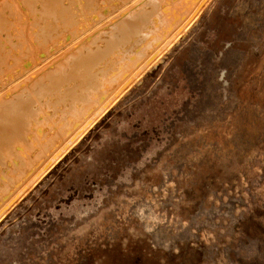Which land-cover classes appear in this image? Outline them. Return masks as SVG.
Wrapping results in <instances>:
<instances>
[{"label":"rangeland","instance_id":"rangeland-1","mask_svg":"<svg viewBox=\"0 0 264 264\" xmlns=\"http://www.w3.org/2000/svg\"><path fill=\"white\" fill-rule=\"evenodd\" d=\"M44 1L0 0V99L64 85L95 54L60 104L86 96L92 114L69 137L20 117L24 143L0 162V264H264V0H145L112 23L122 0Z\"/></svg>","mask_w":264,"mask_h":264},{"label":"bare ground","instance_id":"bare-ground-1","mask_svg":"<svg viewBox=\"0 0 264 264\" xmlns=\"http://www.w3.org/2000/svg\"><path fill=\"white\" fill-rule=\"evenodd\" d=\"M31 1V0H30ZM100 1V0H99ZM109 1H111V0H108V2ZM114 1V0H113ZM117 1V0H116ZM126 1V2H125ZM143 1H145V0H122V3L121 2H119V4L121 3L122 5H119V8H118V6H117V9L118 10H115V8L113 7V12H112V9L110 10L111 11V13L112 14H110L109 15V17H107L106 19L107 20H111L112 18V20L110 21V23H112L114 20H116V19H119L120 18V15H119V13H122L123 12V10L124 11H126V10H129V9H131V8H133L134 6H136V5H138V4H140V3H142ZM33 2H35V1H33ZM46 2V3H45ZM57 2H58V0H45L44 1V3L45 4H43L44 6L46 5L47 7L48 6H54V7H56V6H59V4L60 3H58L57 4ZM70 2V1H69ZM96 2V1H95ZM105 5H106V3H107V1H102ZM123 2H125V3H123ZM71 3H73V1L71 2ZM103 3H102V5H103ZM29 4V3H28ZM57 4V5H56ZM96 5H97V3H95ZM98 4H99V2H98ZM115 4V3H114ZM56 5V6H55ZM61 5V4H60ZM74 5V4H73ZM96 5L94 6V8L96 7ZM101 5V4H100ZM99 5V6H100ZM101 5V6H102ZM101 6H100V8H101ZM112 6V5H111ZM115 6V5H114ZM46 7V8H47ZM59 7H61V6H59ZM110 8V6H107V8ZM97 8V7H96ZM99 8V7H98ZM104 8V7H103ZM102 8V9H103ZM30 9H32L31 7H30ZM29 9V10H30ZM33 9H34V7H33ZM44 9H45V7H44ZM44 9H41V11L43 10V11H45V13L46 12H50V11H53V10H49L48 9V11H46V10H44ZM53 9V8H52ZM94 10H96V11H98V9H94ZM100 10V9H99ZM105 10V9H104ZM115 10V11H114ZM40 11V12H41ZM106 11V10H105ZM109 11V12H110ZM118 11V12H117ZM30 12V11H29ZM33 12V11H32ZM34 12H36V11H34ZM34 12L32 13V14H34ZM39 12V11H38ZM40 12H39V14H40ZM92 12V11H91ZM93 12H95V11H93ZM103 12V11H102ZM37 13V12H36ZM42 14H43V12H41ZM53 13H54V11H53ZM60 13H63V12H60ZM97 13V12H96ZM93 14V15H91L92 13H90V15H91V17H93V18H98L99 16L100 17H102L103 16V14H100L101 12L99 11L97 14ZM104 13V12H103ZM38 14V13H37ZM42 14H40V15H42ZM52 14V13H51ZM50 14V15H51ZM58 14V13H57ZM65 14V13H64ZM108 14L109 13H107V15L106 16H108ZM124 14V12L122 13V15ZM39 15V16H40ZM89 15V14H88ZM89 15V16H90ZM117 15H119V16H117ZM49 16V14H47V16L46 17H48ZM145 15H142L140 18H139V20H141L142 19V17H144ZM24 17V16H23ZM33 17V16H32ZM45 17V18H46ZM52 17L54 18V14H52ZM99 17V19L101 20V18ZM104 17V16H103ZM102 17V18H103ZM2 18V17H1ZM38 18V17H37ZM40 18V17H39ZM49 18V17H48ZM56 18V17H55ZM88 19H89V17H87ZM3 19V18H2ZM42 19H43V17H42ZM50 19H52V18H50ZM104 19V18H103ZM85 20V22L87 21L86 20V18L84 19ZM83 20V21H84ZM90 20V26H91V19H89ZM93 20V19H92ZM100 20H99V22H100ZM2 21V20H1ZM0 21V23L2 24V22ZM38 21V20H37ZM52 22V21H51ZM54 22H55V20H54ZM78 21H76L75 23H77ZM98 22V23H99ZM105 22H107V21H105ZM89 23V22H88ZM94 23V22H93ZM93 23H92V26L94 27V25H93ZM31 24H34L33 22L31 23ZM39 24V23H38ZM66 24V23H65ZM96 24V26H97V22L95 23ZM106 24H109L108 22L106 23ZM106 24H104V25H102V26H105ZM56 25L57 24H55V27H56ZM78 25L79 24H77L76 26H74V28L71 26V29H75V28H77L78 27ZM122 25V27H123V29L125 30V31H130V30H132L133 29V25L130 23V22H127V23H125L124 25H123V23L121 24ZM36 26V25H35ZM65 26V25H64ZM63 26V27H64ZM90 26H89V28H90ZM101 25H100V27H102ZM32 27H33V25H32ZM51 27V26H50ZM68 27V26H67ZM88 27V26H87ZM99 27V26H98ZM70 28V27H69ZM80 28V27H79ZM88 28V29H89ZM97 28V27H96ZM58 29V28H57ZM60 29V28H59ZM64 29L65 30H67L65 27H64ZM78 29V28H77ZM87 29V28H86ZM85 29V30H86ZM94 29V28H93ZM97 29H99V28H97ZM42 30V29H41ZM65 30H62V31H65ZM69 30V29H68ZM79 30V29H78ZM76 30V32H74V30H71V31H73L72 33L73 34H77L78 32H80L81 31V33L83 32L82 30ZM84 30V31H85ZM36 29H35V33H36ZM58 31V30H57ZM60 31V30H59ZM94 32H95V30H93ZM86 32H88V31H86ZM92 31H90L89 32V34L91 33ZM93 32V33H94ZM39 33H41V32H39ZM58 32H56V34H57ZM60 34H61V32H59ZM80 33V34H81ZM92 33V34H93ZM96 33V32H95ZM63 35H64V33H62ZM72 34V35H73ZM80 34H77V36L78 35H80ZM92 34H91V36H92ZM58 36H60L59 34H57ZM55 36L54 38H56L57 39V37L58 36ZM62 35V36H63ZM35 36H37V35H35ZM41 36V35H40ZM74 36H76V35H74ZM74 36L73 37H71V38H74ZM81 36V35H80ZM83 36V35H82ZM82 36H81V38H79L80 39V41H84V39L82 40ZM88 36V35H87ZM86 36V37H87ZM45 37V36H44ZM47 37V36H46ZM53 38V39H54ZM62 38V37H61ZM67 38V37H66ZM78 38V37H77ZM76 38V39H77ZM83 38H84V36H83ZM38 39V38H37ZM46 39H48V37L47 38H45L44 40H43V42L45 43L46 42ZM52 39V40H53ZM79 39H77V41L79 40ZM62 40H63V38H62ZM36 41V40H35ZM48 41H49V39H48ZM47 41V42H48ZM53 41H56L55 39L53 40ZM69 41H71V39L69 40ZM73 41V40H72ZM75 41V40H74ZM73 41V42H74ZM80 41H78L79 43H80ZM51 43H52V41H50ZM69 43V42H68ZM71 43V42H70ZM77 43V42H76ZM81 43H83V42H81ZM50 44V43H49ZM52 44H54V43H52ZM56 44V43H55ZM65 44V43H64ZM64 44H60V45H58L60 48H63L62 47V45H64ZM73 44V43H72ZM75 44V43H74ZM38 45V44H37ZM40 45V44H39ZM39 45H38V47H39ZM68 45V44H67ZM76 45H78V43L77 44H75L74 46H76ZM41 46V45H40ZM44 48L42 49L43 51H46V47L48 46V43H47V46L45 47V45H42ZM50 46V45H49ZM56 46V45H55ZM55 46H54V49H52V50H55L56 51V49H55ZM65 46V45H64ZM70 47H71V45H69ZM69 46H67L68 47V50H70V48H69ZM85 46V45H84ZM83 46V47H84ZM51 47H53V46H51ZM83 47H82V49H83ZM46 48V49H45ZM105 48H107V47H105ZM45 49V50H44ZM49 49V48H48ZM51 49V48H50ZM49 49V50H50ZM58 49V48H57ZM72 49V48H71ZM41 49H39V52H41L40 51ZM59 50V49H58ZM57 50V51H58ZM64 50H67V49H64ZM64 50H63V52H64ZM67 50V51H68ZM75 50H78V49H75ZM74 51V50H73ZM47 52V51H46ZM50 52H52L53 53V51H50ZM60 52V51H59ZM59 52H58V54H59ZM62 52V53H63ZM37 53V52H36ZM36 53H34L33 55H35ZM48 53V52H47ZM52 53H48V54H52ZM57 53V52H56ZM65 53H66V51H65ZM102 53H104V52H102ZM47 54V55H48ZM54 54V53H53ZM57 54V55H58ZM61 54V53H60ZM97 54H99V53H96V55ZM44 55H46V54H44ZM56 55V56H57ZM30 56V55H29ZM36 56V55H35ZM35 56H33V57H35ZM94 57H92V56H85V57H81V58H75L74 60H72V62L70 61V66H69V68L68 69H66V71H65V74L63 73V75H66V77H68V79L67 80H65L66 81V84H64V85H60V84H57L59 81H62V78L60 79L59 77H56V78H52L53 80H55V81H53L52 80V82H56V84H55V87L53 86V89H52V87H49V88H43L44 86H43V83H42V85L38 88L37 86H39V84H38V79H41V75H43L42 73L44 72H42L41 73V75H40V78L39 77H36V78H38L37 80H36V78H35V80L37 81V82H34L33 80H32V78L31 77H29V76H27L28 78H25V79H27L28 81H29V78H31V82H34V83H31V86H30V83L28 84V88H29V91H28V94H27V96H26V94H25V96L22 98L21 97V93L20 94H17L16 95V97L14 96L13 97V99H12V97L10 98L11 100H12V102H8V101H6V100H4V99H2V100H4V101H2L1 99H0V108H3L2 109V111H1V113H0V162H2L3 163V161H1V159H5L3 156L5 155H7L8 156V154H7V152L9 153V152H11V148L13 147V145L14 144H16L17 143V145H18V143L19 142H21V138H22V142L24 143V141H23V138L25 137L23 134V132H24V128H25V126L24 125H26V124H24V123H22L21 122V119H20V117H23V120H25L24 118H26V121H27V119L28 118H30L31 117V115L33 116V118L35 119L36 117H39L38 118V120H36V121H34V122H38V123H35V124H38V125H35L34 126V128H36V127H38L39 129H40V127H41V125L43 124V123H46V124H48V126H49V123H53L55 120H58V119H60V120H63V125L65 126V127H63L62 129H61V131H60V133L62 134V135H66V137H69L70 135H73V134H75L74 133V131H76V129H78L79 128V125L78 124H80V123H78L80 120H83L84 119V121H85V119L87 120V118L92 114L91 113V111L89 112V110H88V104H89V102H88V100L86 99V96H81V99H80V101L78 102V103H75V102H72V103H70L71 105H70V107H68L67 109H63V106H62V108H60L61 107V101H62V96L64 95V94H66L67 92H70V91H75L74 90V86L77 84V83H80V81H81V76H83V74L82 73H80V69H82L83 71H84V69H86L85 71H87L88 69H90V66L91 65H93V63L95 64V57H97V56H95V54L93 55ZM31 57V56H30ZM27 58V59H29V60H31V58ZM45 57H47V56H45ZM50 57V56H49ZM53 57H54V55H53ZM52 57V58H53ZM58 57V56H57ZM99 57V56H98ZM44 58V57H43ZM100 58V57H99ZM26 59V60H27ZM33 59L34 58H32V60H31V62H33ZM44 59H47V58H44ZM44 59H42V61L44 60ZM49 59V58H48ZM54 59V58H53ZM28 60V62H30ZM42 61H40V62H42ZM46 61H48V60H46ZM53 60H51V62H52ZM34 62H39V61H37V60H35ZM44 62V61H43ZM54 63V62H53ZM32 64V66L34 65V63H31ZM37 64V66H38V64L39 63H36ZM43 64V63H42ZM45 64V63H44ZM52 64V63H51ZM18 65V64H17ZM16 65V66H17ZM24 65V64H23ZM23 65H22V67H23ZM27 65H30V63L28 64H26V66ZM16 66H14V68H16ZM32 66L31 67H29V68H32ZM36 66V67H37ZM41 66V65H40ZM39 66V67H40ZM44 66H48V65H44ZM44 66L42 65V70L44 69ZM66 66H68V65H66ZM66 66H65V68H66ZM24 67H25V65H24ZM38 67V68H39ZM13 68V69H14ZM28 68V69H29ZM37 68V69H38ZM49 68V67H48ZM52 68V67H51ZM25 69V68H24ZM27 69V70H28ZM36 69V68H35ZM64 69V68H63ZM61 70L62 72H64V70ZM20 70V69H19ZM32 70V69H31ZM39 71H41L40 69H38ZM49 70H51L50 68H49ZM52 70H55L54 69V67H53V69ZM51 70V71H52ZM91 70V69H90ZM89 70V72H86L87 73V76L89 77V79H93L94 77H97V76H95V74H93L91 71ZM16 71V70H15ZM34 71V70H33ZM83 71H81V72H83ZM19 72V71H18ZM22 72V71H21ZM25 72H26V70H25ZM34 72H36V70L34 71ZM34 72H31V73H33V76H34ZM48 72H50V71H48ZM54 73H55V71H53ZM53 72H51V73H53ZM7 73H9V72H7ZM30 73V72H29ZM30 73V74H31ZM38 73V71L35 73V75ZM46 73L47 72H44V75L46 76ZM51 73L50 74H47V75H49L50 77H46V78H50V80H51ZM79 73H80V75H79ZM90 73H92V75L90 74ZM94 73H96V72H94ZM16 74H18L17 72H16ZM26 74V73H25ZM39 74V73H38ZM56 74H58V73H56ZM82 74V75H81ZM44 75H43V79H41L40 81H42V80H44ZM53 75V74H52ZM62 75V76H63ZM79 75V76H78ZM84 75H86L85 74V72H84ZM14 76V75H13ZM16 76H18V75H16ZM55 76V75H54ZM60 76V75H59ZM90 76H92V77H90ZM21 77V76H20ZM9 77L7 76V80H9L8 79ZM17 78V77H16ZM23 78V77H22ZM23 78V79H24ZM63 78H65V76L63 77ZM84 78V77H83ZM6 79V78H5ZM19 79V78H18ZM17 79V80H18ZM24 79V80H25ZM95 79V78H94ZM26 81V80H25ZM28 81H26V84H27V82ZM48 81H49V79H48ZM22 82L24 83V81L22 80ZM21 82V83H22ZM14 83V82H13ZM22 83V84H23ZM41 83V82H40ZM12 84V83H11ZM15 84V83H14ZM13 84V85H14ZM53 85H54V83H52ZM16 85V84H15ZM18 85V84H17ZM20 83H19V87H20ZM50 85H51V81H50ZM49 85V86H50ZM84 88H86V87H88V85H90L89 83H82L81 84ZM86 85V86H85ZM26 86V85H25ZM24 86V87H25ZM30 86V87H29ZM43 86V87H42ZM56 86H58V88L57 89H55L56 88ZM10 87V86H9ZM19 87H18V89H19ZM21 87H22V85H21ZM20 87V88H21ZM26 87V88H27ZM47 87H48V85H47ZM11 88V87H10ZM12 88H14L13 86H12ZM11 88V89H12ZM42 88L43 89H45L46 91H42ZM11 89H9V91L8 92H11V91H13V90H11ZM23 88H21V89H19V90H22ZM7 90V89H6ZM5 90V91H6ZM11 90V91H10ZM18 90V91H19ZM34 90V92H32ZM4 92V91H3ZM14 92H15V90H14ZM33 94H32V93ZM43 93V95L44 94H46V96H47V94H49L50 96L48 97V98H46L45 100H43V102L41 103V102H39V100L37 99L38 97H37V94L38 93ZM19 93V92H18ZM31 93V94H30ZM3 94V93H2ZM7 94V93H6ZM9 94V93H8ZM7 94V95H8ZM4 95H5V92H4ZM12 95V94H11ZM10 95V96H11ZM24 95V94H23ZM1 96V95H0ZM3 96V95H2ZM10 96H8V97H10ZM13 96V95H12ZM41 96V95H40ZM45 96V97H46ZM5 97V96H4ZM3 97V98H4ZM41 97H43V96H41ZM40 97V98H41ZM44 97V98H45ZM1 98V97H0ZM9 99V98H8ZM37 99V100H36ZM35 100H36V103H37V105L36 106H33V104L31 105V106H29L27 109H26V107H23L24 106V104H26L27 102L28 103H30V102H32L33 101V103H35ZM41 100H42V98H41ZM10 101V100H9ZM52 104V105H51ZM48 105V107H49V105L50 106H52L51 108H53V110H54V113H53V111H51L50 113H51V115L49 114V118H47V113L45 114V116L43 115L44 114V111L45 110H42L43 109V107L45 106H47ZM27 106V105H26ZM50 107L48 108V109H51ZM61 110L60 112L58 111V114H57V111L55 112V109H57V110H59V109ZM65 108V107H64ZM66 110H68L67 112H64V111H66ZM43 111V112H42ZM42 113V114H41ZM53 113V114H52ZM66 113V114H65ZM88 114V115H87ZM60 115H63V116H61L60 117ZM85 116V117H84ZM51 117V118H50ZM32 118V117H31ZM32 118V119H33ZM33 119V120H34ZM37 119V118H36ZM40 119V120H39ZM49 120V122H48V120ZM55 119V120H54ZM29 120V119H28ZM25 122V121H24ZM34 122H30V124L32 123H34ZM81 122H83V121H81ZM24 124L23 126H22V124ZM29 125V124H28ZM78 125V126H77ZM81 125V124H80ZM21 126H22V130H21ZM30 126V125H29ZM31 126H33V125H31ZM44 126V125H43ZM47 125H46V127H45V130L47 131L46 133H48V131H50L51 129H48L47 127H48ZM44 127L42 128L41 127V129L43 130L44 129ZM78 127V128H77ZM27 128H29V127H27L26 126V128L25 129H27ZM74 128H76V129H74ZM20 129V130H19ZM32 129V128H31ZM38 129V132H39V135L38 136H42V134L40 133L42 130L40 129L39 130ZM69 129H71V130H69ZM74 129V131L73 132H71L72 130ZM44 130V131H45ZM54 129H52V131H53ZM27 131V130H26ZM31 131H33V133L35 132V130H31ZM37 131V130H36ZM44 131H42V133H44ZM78 131V130H77ZM22 132V133H21ZM37 132V133H38ZM72 133V134H70L69 136L67 135L68 133ZM27 133H30V132H27ZM36 133V132H35ZM34 133V134H35ZM46 133H44V134H46ZM44 134H43V136H44ZM24 136V137H23ZM27 136V135H26ZM36 136H37V134H36ZM29 137V136H28ZM31 138H33V137H31ZM25 139V138H24ZM26 139H27V137H26ZM37 139H40L39 137H37ZM30 140V139H29ZM32 140V139H31ZM27 142V141H26ZM27 143H29V141L27 142ZM27 143H25V144H27ZM24 144V145H25ZM21 145V144H20ZM20 145H18V148H16V150L17 149H20L19 148V146ZM16 147V146H15ZM22 147H23V144H22ZM25 147V146H24ZM24 147L22 148V149H24ZM15 149V148H14ZM13 148H12V150H14ZM21 149V150H22ZM31 149V148H30ZM41 149V148H40ZM39 149V151L38 152H43V150H44V152H45V154H47L49 151H47V150H45L44 148H42L41 150ZM47 151V152H46ZM19 152H20V150H19ZM18 152V153H19ZM44 152H43V154H44ZM18 153L16 152H14L13 151V155L15 156L16 155V157H17V155H18ZM50 153V152H49ZM37 154H39V153H37ZM40 155V154H39ZM9 157V156H8ZM10 157H13L12 156V154H11V156ZM10 157L8 158V159H10ZM16 157H14V159L16 158ZM14 159H12V160H14ZM6 161V160H5ZM9 161H11V160H9ZM5 163H7V161L6 162H4V164H2L1 166H3V165H5L6 167V170H8V169H11V167H10V165H7V164H5ZM8 164H10L9 162H8ZM12 164H13V162H12ZM12 164H11V166H12ZM14 166V165H13ZM26 166H29V164H24V165H21L18 169H17V171H18V173H16L17 174V178H18V175L19 174H21L22 173V171H23V168H25ZM14 170H16V169H14ZM1 176V175H0ZM0 180H1V178H0ZM1 182V181H0ZM8 182H9V180L5 183V184H2V185H7L8 184ZM3 183V182H2ZM1 186V185H0ZM3 195H4V193H3Z\"/></svg>","mask_w":264,"mask_h":264}]
</instances>
